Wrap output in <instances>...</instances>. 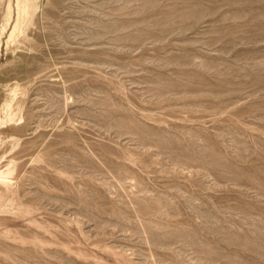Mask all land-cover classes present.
Segmentation results:
<instances>
[{"label": "rangeland", "instance_id": "374dc122", "mask_svg": "<svg viewBox=\"0 0 264 264\" xmlns=\"http://www.w3.org/2000/svg\"><path fill=\"white\" fill-rule=\"evenodd\" d=\"M0 264H264V0H0Z\"/></svg>", "mask_w": 264, "mask_h": 264}]
</instances>
